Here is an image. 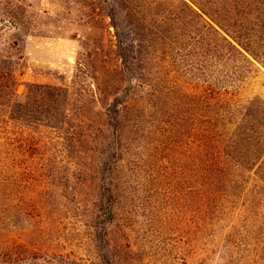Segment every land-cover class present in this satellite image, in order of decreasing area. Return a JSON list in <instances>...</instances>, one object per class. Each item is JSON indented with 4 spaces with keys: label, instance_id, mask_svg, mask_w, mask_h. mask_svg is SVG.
<instances>
[{
    "label": "trees",
    "instance_id": "trees-1",
    "mask_svg": "<svg viewBox=\"0 0 264 264\" xmlns=\"http://www.w3.org/2000/svg\"><path fill=\"white\" fill-rule=\"evenodd\" d=\"M42 2L0 1V264L69 258L17 236L42 232L31 217L52 201L72 203L105 250L135 213L132 186L181 228L186 264H210L237 228L233 246L264 260V95L244 96L264 68V0H49L105 34L83 40L71 86L21 101L17 65ZM100 252L92 264L109 261Z\"/></svg>",
    "mask_w": 264,
    "mask_h": 264
},
{
    "label": "rangeland",
    "instance_id": "rangeland-1",
    "mask_svg": "<svg viewBox=\"0 0 264 264\" xmlns=\"http://www.w3.org/2000/svg\"><path fill=\"white\" fill-rule=\"evenodd\" d=\"M48 1L43 0L41 5L30 9L32 12L30 14L35 18L34 27L30 29V35L23 44L24 58L17 65L16 91L21 101H25L35 87L71 86L77 74L79 54L85 49L83 40L89 33H96L99 36H92L94 38L92 45L96 46L100 35L105 34L101 23L90 29L91 24L87 20L78 16L73 18L70 11L56 9ZM102 39L105 43L108 42L106 35ZM101 45L102 43H99V46ZM259 66L253 78L247 81L244 96L264 95V68ZM141 195V189L132 186L134 200L130 197L126 198L125 202L128 206L132 204L135 213L131 218L129 216L124 218L119 226L112 227L113 241L111 245H106L105 250H95L87 244L89 228L80 222L82 220L80 213L72 203L69 204L70 212L59 211L53 201L51 209L43 210L42 217L34 212L31 217V229H39L42 232L34 236L32 231L24 234L25 231L19 230L17 236L30 246L32 244L38 246L39 243L44 252H66L69 258L58 257L47 261L43 258V261H34L30 264H78L76 262L79 260L71 251L84 258L79 261L81 264H92L91 261L98 259L100 251L109 260L107 262L105 260L103 264H115L111 262L114 257L118 264H186L187 258L184 253H187V250L183 246L181 228L175 229L173 219L170 221L173 228L169 225V228L165 227L167 226L165 216L151 215V204L149 200L144 202ZM67 196L71 200L74 199L70 191ZM122 224H128L130 228L126 229L127 226L124 228ZM243 224L251 229L246 230L253 236L255 230L252 223L245 221ZM238 229L227 235L228 242L212 255L210 264H264V260L258 257L262 255L258 252V247H249L241 253L233 246L240 235ZM129 235L131 238L127 237Z\"/></svg>",
    "mask_w": 264,
    "mask_h": 264
}]
</instances>
